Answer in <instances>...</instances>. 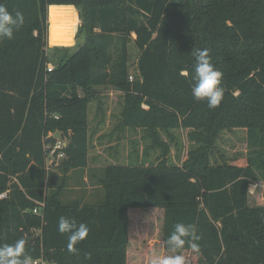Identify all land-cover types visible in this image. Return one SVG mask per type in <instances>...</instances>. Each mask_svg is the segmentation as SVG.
I'll return each instance as SVG.
<instances>
[{"label":"trees","instance_id":"1","mask_svg":"<svg viewBox=\"0 0 264 264\" xmlns=\"http://www.w3.org/2000/svg\"><path fill=\"white\" fill-rule=\"evenodd\" d=\"M0 4L25 17L12 39H0V246L24 238L32 260L128 264L132 221L157 208L163 210L165 250L177 223L194 224L199 250L186 243L176 252L194 251L196 264H264V206L250 204L252 183L264 180V0ZM52 4L75 6L84 37L72 53L70 47H57L64 55L56 64L48 48ZM131 43L140 52L133 80ZM204 48L223 73L225 95L214 109L192 95L194 52ZM106 85L124 94L125 126L153 133L182 122L199 130L202 145L181 164L163 156L156 164L88 168L89 105L98 98V87ZM233 125L253 132L246 165L212 163L217 133ZM57 131L66 142L54 151L55 157L64 154L59 165L63 184L50 191L47 160ZM87 168L104 188V197L96 203L63 204L68 173L82 176ZM39 203L44 206L35 213ZM62 216L90 229L75 251H68V234L58 231Z\"/></svg>","mask_w":264,"mask_h":264},{"label":"rangeland","instance_id":"2","mask_svg":"<svg viewBox=\"0 0 264 264\" xmlns=\"http://www.w3.org/2000/svg\"><path fill=\"white\" fill-rule=\"evenodd\" d=\"M73 8L75 6L72 4H52L49 7L48 48L55 53L54 57L51 58L53 64H56L64 55L59 52L57 47H70L72 53L73 49L76 50L77 46L84 42V37L80 33L78 15L76 17ZM129 50L130 73L137 77L140 52L134 43L130 44ZM98 89L100 90L98 98L89 105L91 141L88 168H100L107 163L156 164L163 156L167 157L168 163L181 164L190 157L191 152L197 146L202 145V142L196 138L199 130H190L184 127L182 122L176 126L159 127L153 133H148L142 127L125 126L123 124V92L112 85L101 86ZM99 103L101 109L98 110ZM142 107L149 109L146 102L142 103ZM252 134L253 132L249 128L236 125L219 131L216 135L212 163L246 165ZM50 135L51 133L48 137ZM62 159L49 154L47 162L48 165H51L49 167L52 172L50 191L58 189L62 183L61 175L63 173L59 168ZM51 161L53 162L51 163ZM88 168L82 176L79 173L78 175L75 174L73 170L68 173V176L73 175L72 179H83L85 183L83 186H79L76 179L69 182L63 190V196L71 192L73 199L62 200L63 204L82 202L81 193L86 194L87 198L84 200L95 198L94 201H86L85 203H96L102 200L104 188L97 182L96 178H90ZM263 185L260 183L259 186H251L252 204L264 205ZM90 190L92 193L88 192ZM93 193L95 196L92 195ZM147 211H149V215L145 213L135 217L132 221V241L129 246L128 264H149V260L154 254L161 256L182 254L186 259V264H196L197 256L194 251L171 252L164 249L162 241L163 210L154 208ZM39 232L37 229L35 233L38 234ZM54 263L43 260V264Z\"/></svg>","mask_w":264,"mask_h":264},{"label":"clouds","instance_id":"3","mask_svg":"<svg viewBox=\"0 0 264 264\" xmlns=\"http://www.w3.org/2000/svg\"><path fill=\"white\" fill-rule=\"evenodd\" d=\"M25 23L24 14L16 11L13 15L7 7L0 4V39H12ZM195 84L192 87V95L196 100H205L209 108H217L221 105L225 89L222 85L223 73L212 62L210 50L207 48L196 49ZM58 231L68 234V251H75V246L85 240L90 233L87 224L79 223L75 219L60 217ZM201 237L197 234L194 224L177 223L174 230L167 237L166 244L169 251L176 252L189 244L194 250H199V245L193 241H199ZM27 241L24 238L17 239L12 244L0 246V264H33L32 257L26 252ZM149 264H186L182 254L176 255H153Z\"/></svg>","mask_w":264,"mask_h":264},{"label":"crops","instance_id":"4","mask_svg":"<svg viewBox=\"0 0 264 264\" xmlns=\"http://www.w3.org/2000/svg\"><path fill=\"white\" fill-rule=\"evenodd\" d=\"M73 11H74V13L76 14V17H77V15H78V12H77V10H76V8H73L72 9ZM78 18V22H80V20H79V16L77 17ZM73 45H74V43H73ZM60 135H61V133H60ZM62 138V137H61ZM61 138H60V140H61ZM57 140H59V139H57ZM65 144H66V142H64ZM53 161H51V163H52ZM50 163V164H51ZM56 164H58V163H56ZM49 166H51V165H48V167ZM50 168V167H49ZM54 176V175H53ZM62 176V175H61ZM72 177H73V175L70 177L69 176V179L67 180V183H66V186L64 187V189L63 190H65V188L67 187V184H69V182H72V181H74V179H76V178H73L72 179ZM76 177V176H75ZM61 180H62V183H61V185L63 184V179L61 178ZM77 180V185H79V186H83L84 185V180L83 179H76ZM86 180V179H85ZM260 183H263L264 184V180H260V181H256V182H254V183H252V186L254 185V186H259L260 185ZM70 184H72V183H70ZM264 186V185H263ZM60 187V186H59ZM89 193H92V191L90 190V191H88ZM63 193H64V191L61 193V196H60V200H61V202H62V200L64 201V200H68V199H73V196H72V193L70 192V193H68V194H66L65 196H63ZM93 196H95L94 195V193L92 194ZM87 196H89V194L87 193ZM80 198L82 199L83 198V201L81 202V204H83V202L85 203L86 201H94V199H92V200H84V199H86L87 197H86V194H80ZM260 197L258 196V199H259ZM250 204L251 205H254V204H252L251 203V195H250ZM254 206H264V205H261V204H255Z\"/></svg>","mask_w":264,"mask_h":264},{"label":"built area","instance_id":"5","mask_svg":"<svg viewBox=\"0 0 264 264\" xmlns=\"http://www.w3.org/2000/svg\"><path fill=\"white\" fill-rule=\"evenodd\" d=\"M49 70H51V67H49ZM130 80H133L134 79V75L131 73L130 76H129ZM66 144L64 142H62V140H58L54 146V149L53 151L51 152V155H54V151L58 148H62L63 146H65ZM59 158H63L64 157V154L62 152H60L58 154ZM5 194H2L1 196H4ZM44 206V203H39V206H37L36 208H34V212L35 213H41V209L43 208ZM40 209V210H39ZM33 264H38V263H41L43 264V260H32Z\"/></svg>","mask_w":264,"mask_h":264},{"label":"water","instance_id":"6","mask_svg":"<svg viewBox=\"0 0 264 264\" xmlns=\"http://www.w3.org/2000/svg\"><path fill=\"white\" fill-rule=\"evenodd\" d=\"M54 138L56 139H60L61 138V135H60V132L57 131L54 135H53ZM51 140V136L48 138V142Z\"/></svg>","mask_w":264,"mask_h":264}]
</instances>
